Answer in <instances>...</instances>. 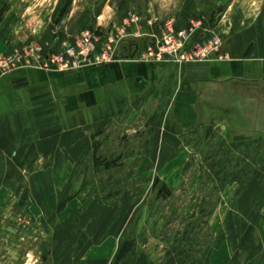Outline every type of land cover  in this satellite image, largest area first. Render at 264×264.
<instances>
[{
  "label": "rangeland",
  "instance_id": "obj_1",
  "mask_svg": "<svg viewBox=\"0 0 264 264\" xmlns=\"http://www.w3.org/2000/svg\"><path fill=\"white\" fill-rule=\"evenodd\" d=\"M190 28L192 46L230 49L245 38L252 47L244 55L264 64V0H0V78L28 68L71 73L136 54L192 77L200 63L166 50ZM89 41L104 62L58 55ZM53 54L60 61L52 65ZM205 96L225 106L232 135L223 119L186 127L173 102L142 110L137 102L121 105L120 121L93 128L89 149L75 146L70 162L61 161L64 151L33 156L25 151L32 142L20 162H0V264H245L246 249L235 251L246 243V184L264 177V79L224 82Z\"/></svg>",
  "mask_w": 264,
  "mask_h": 264
},
{
  "label": "crops",
  "instance_id": "obj_2",
  "mask_svg": "<svg viewBox=\"0 0 264 264\" xmlns=\"http://www.w3.org/2000/svg\"><path fill=\"white\" fill-rule=\"evenodd\" d=\"M229 45L222 46L224 52L229 51V59L200 63L194 67L192 77L186 74V68L176 64L132 58L87 66L71 73L28 68L3 75L0 78V162H20L19 151L26 142L34 143L25 149L33 156L43 151H64L69 156L62 157L61 161L70 162L75 146L84 152L89 149L93 128L120 121L122 104L138 102L142 110L150 101L162 100L161 109H166V104L173 102V92L177 93L172 103L177 112V125L194 128L209 120L223 119L224 135H232V123L227 115L222 116L227 109L219 103L212 105L205 101V93L224 82L264 79V64L262 58H254V53L252 59L244 55L245 38L236 39L230 49ZM22 78L28 84L19 87L15 81ZM229 90L224 93L228 94ZM45 102L48 104L41 106ZM223 103L234 105L226 96ZM241 209L239 215H246V243L242 242L235 253L238 256L246 249L245 264H264V177L255 179L246 188V201Z\"/></svg>",
  "mask_w": 264,
  "mask_h": 264
},
{
  "label": "built area",
  "instance_id": "obj_3",
  "mask_svg": "<svg viewBox=\"0 0 264 264\" xmlns=\"http://www.w3.org/2000/svg\"><path fill=\"white\" fill-rule=\"evenodd\" d=\"M195 30L196 28H190L184 31H176L175 39H177V41L174 42V45L166 48L169 55L172 57L174 56L173 58H175V60L176 59L178 61L187 60V62H191V63L210 62V61H215L217 59H220L222 55V50L217 41L211 42L210 46H204L205 44L200 43V41L194 44L193 46L190 45L191 37L193 36V33L195 32ZM96 47L97 46L95 42L91 43L89 41L88 44H85L84 46H82V48H80L77 54H75L74 46L69 45L65 52H62L58 55L60 56L61 59L66 58L68 60L70 56H72L73 59H76V57L78 58L81 57L80 64L83 63L81 61H84V66L88 65L92 61H95L97 63L104 62L106 58V53L105 52L95 53ZM117 47L118 46H116V48ZM137 52L139 53V51ZM54 55L55 54L49 57L46 62L51 63L52 65L55 63H59L57 62V61H60V59L58 58L59 56H56V55L54 56ZM115 55H116V52H115ZM147 55L152 56V52L150 51V48H149ZM135 56L137 55H134V57ZM142 58H146V56L144 55L142 56ZM111 59L112 61L115 60L114 51L111 54Z\"/></svg>",
  "mask_w": 264,
  "mask_h": 264
},
{
  "label": "water",
  "instance_id": "obj_4",
  "mask_svg": "<svg viewBox=\"0 0 264 264\" xmlns=\"http://www.w3.org/2000/svg\"><path fill=\"white\" fill-rule=\"evenodd\" d=\"M251 47H252V45H250V46L247 48V50H246V54H245V55H247V54L249 53Z\"/></svg>",
  "mask_w": 264,
  "mask_h": 264
},
{
  "label": "trees",
  "instance_id": "obj_5",
  "mask_svg": "<svg viewBox=\"0 0 264 264\" xmlns=\"http://www.w3.org/2000/svg\"><path fill=\"white\" fill-rule=\"evenodd\" d=\"M252 182H248L247 184H246V188L251 184Z\"/></svg>",
  "mask_w": 264,
  "mask_h": 264
},
{
  "label": "bare ground",
  "instance_id": "obj_6",
  "mask_svg": "<svg viewBox=\"0 0 264 264\" xmlns=\"http://www.w3.org/2000/svg\"><path fill=\"white\" fill-rule=\"evenodd\" d=\"M137 55V54H136ZM137 56L134 57V59L136 58ZM139 61V60H138Z\"/></svg>",
  "mask_w": 264,
  "mask_h": 264
}]
</instances>
